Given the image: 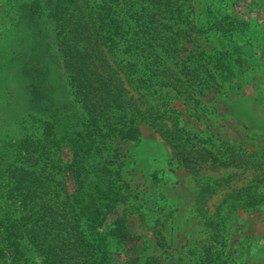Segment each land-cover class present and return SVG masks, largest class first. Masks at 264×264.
<instances>
[{
  "label": "trees",
  "instance_id": "obj_1",
  "mask_svg": "<svg viewBox=\"0 0 264 264\" xmlns=\"http://www.w3.org/2000/svg\"><path fill=\"white\" fill-rule=\"evenodd\" d=\"M196 10L192 0H28L20 5L14 26L23 23L29 48L37 54L32 67L20 61L18 76L28 100L35 99V114L45 118L47 138L24 139L12 148L14 162L0 166V264H28L31 255L41 264H120L111 239L130 243L124 264H165L137 247L129 220L100 231L130 190L113 144L138 140L142 124L170 146L173 160L200 188L196 212L210 241L197 264L226 263L222 213L262 201L264 176L236 189L229 178L214 180L208 173L230 168L255 172L264 166V150L237 158L228 144L209 146L211 140L182 125L183 113L173 106L174 99L187 105L209 90L233 84L250 69L241 44L248 26L226 13L209 20L220 49L189 54L182 59L181 75L168 66L166 58L184 50L182 41L195 27ZM39 52L48 54L46 77ZM54 67L67 88L63 103L56 96L59 85L51 80ZM65 150L67 161L62 159ZM225 188L229 192L215 219L206 203ZM55 197L65 203L50 208ZM157 235L164 246L162 232Z\"/></svg>",
  "mask_w": 264,
  "mask_h": 264
},
{
  "label": "rangeland",
  "instance_id": "obj_2",
  "mask_svg": "<svg viewBox=\"0 0 264 264\" xmlns=\"http://www.w3.org/2000/svg\"><path fill=\"white\" fill-rule=\"evenodd\" d=\"M28 0H0V66L16 62L6 70L0 69V166L14 162L13 146L26 138H47L44 133L45 118L34 107L35 99L28 94L20 80L21 62L33 64L34 48L23 23L14 26L13 18ZM196 21L190 37L184 39V50L174 59L166 58L168 66L181 75L182 59L189 54H212L220 49L216 37L210 32L212 17L230 14L238 22L246 23V35L241 43L247 52L250 69L240 80L224 84L221 89L209 90L205 96H196L188 104L182 98L174 99L173 106L183 113L182 125L210 141L209 146L225 143L229 153L242 157L264 150V0H192ZM15 3H17L15 5ZM28 46L29 49L23 50ZM39 68L48 76V54L39 52ZM13 60V61H9ZM36 61V60H35ZM35 63V62H34ZM5 67V66H4ZM63 72V71H62ZM51 80L56 86L58 102L67 96L65 81L53 68ZM136 95L135 92H132ZM176 96V93H175ZM188 106L190 110L188 111ZM138 140L116 141L119 148L121 173L130 186L125 192L126 200L108 216L100 231L115 227L119 221L131 223L137 247L149 250L150 254L165 264H197L210 241L202 218L196 212V200L200 188L194 177L173 160L170 146L148 124L140 127ZM44 133V134H43ZM212 142V143H211ZM112 147H108V154ZM64 151L63 161L69 159ZM118 166V165H116ZM48 167V165H47ZM223 169L209 172L214 180L229 178L231 186L241 188L253 179L264 176V166L253 171ZM259 192H264V180ZM63 186V184H62ZM228 188L221 189L207 203L210 216H214L224 200ZM50 197L47 196L46 199ZM64 198V197H63ZM63 203L55 197L50 208ZM226 220L225 264H264V199L246 210H224ZM215 218V216H214ZM216 217L215 219H217ZM165 238L164 246L158 244L157 232ZM114 259L124 264L130 257V243L110 240ZM28 264H41L31 255Z\"/></svg>",
  "mask_w": 264,
  "mask_h": 264
}]
</instances>
